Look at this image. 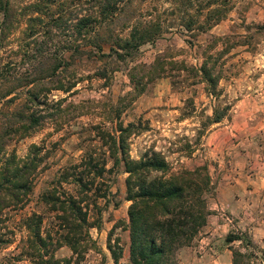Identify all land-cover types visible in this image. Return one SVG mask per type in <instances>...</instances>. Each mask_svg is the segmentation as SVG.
<instances>
[{"label": "trees", "instance_id": "1", "mask_svg": "<svg viewBox=\"0 0 264 264\" xmlns=\"http://www.w3.org/2000/svg\"><path fill=\"white\" fill-rule=\"evenodd\" d=\"M146 2L0 0V249L12 243L3 232L8 212L22 210L33 200L37 179L51 168L48 160L58 144L51 150L34 143L20 157L8 151L12 143L34 136L48 120L54 121L57 132L92 111L99 110L104 120L83 125L80 133L87 135L79 160L57 169L37 197L38 210L20 218L26 233L18 255L10 258L15 264H81L91 250L100 252L91 230L101 228L106 205L100 200L108 196L110 182L120 172L128 174L126 200L131 204L128 219L115 224L110 235L119 225L129 231L130 264H177L178 249L191 244L206 225L208 195L215 189L208 165L174 173L155 149L133 158L130 137L145 127L125 126L122 115L153 81L173 77L176 70L196 72L215 92L221 77H215L213 67L232 47L230 37H215L216 43L227 45L216 57L205 52L199 67L177 61L169 51L158 53L151 63L129 65L141 47L156 43L172 28L198 36L225 20L234 7L231 0H170V9L159 10L152 5L148 9ZM263 32L260 25L255 35ZM87 62L93 66L88 78L102 79L105 86L127 66L131 90L117 102L106 99L102 106L92 100L50 99L54 91L68 94L84 81L80 68ZM225 115L215 108L209 121L219 123ZM226 241L251 244L236 233H229ZM120 242L108 238L114 264L123 256ZM64 246L72 254L57 257ZM246 258L248 253L233 250L232 264H244Z\"/></svg>", "mask_w": 264, "mask_h": 264}, {"label": "rangeland", "instance_id": "2", "mask_svg": "<svg viewBox=\"0 0 264 264\" xmlns=\"http://www.w3.org/2000/svg\"><path fill=\"white\" fill-rule=\"evenodd\" d=\"M231 3L234 8L225 20L210 31L194 36L174 27L156 43L141 47L137 60L129 65L151 63L158 53L169 51L177 61L199 67L205 52L216 57L227 45L216 43L215 37H230L227 43L232 47L213 67L215 77H221L215 92L196 72L176 70L173 77L153 81L122 115L125 126L141 123L145 127L130 137L133 158L155 149L167 158L174 173L209 167L215 187L208 195L210 215L192 243L178 249L177 264H232L234 249L249 254L244 264H264V32L255 35L258 26L264 25V0H231ZM144 5L148 9L150 5L159 10L171 8L170 0H147ZM80 70L84 81L68 94L54 91L50 99L66 97V103L92 100L102 106L106 99L117 102L131 90L127 66L115 72L109 86L102 79L88 78L93 73L92 64L87 62ZM215 108L226 115L221 122L211 124L209 117ZM98 111L70 120L59 132L55 131L54 121L48 120L34 136L9 147V152L14 150L24 157L34 143L51 150L53 143H58L48 160L51 168L37 179L33 200L22 210L7 214L3 232L12 243L0 249V264H15L10 258L18 255L26 233L20 218L38 210L37 197L57 169L79 160L84 149L82 139L87 135L80 131L83 125L90 127L104 121ZM106 127L112 128L113 124L107 123ZM95 143L99 145L98 141ZM127 175L123 172L114 175L110 193L100 200L106 205L103 223L100 229L93 228L91 234L101 251L91 250L81 264H114L107 248L110 236L113 244L117 238L121 241L123 256L119 264H130L129 231L119 225L110 235L115 224L128 219L131 202L126 200ZM229 233L241 234L251 244L228 243ZM71 254L67 246L56 252L59 258ZM17 263L31 264L28 260Z\"/></svg>", "mask_w": 264, "mask_h": 264}]
</instances>
